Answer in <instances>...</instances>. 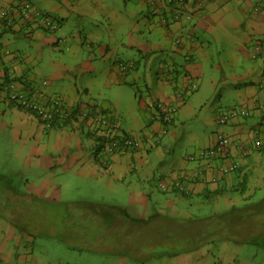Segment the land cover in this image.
Listing matches in <instances>:
<instances>
[{"label": "crops", "instance_id": "0c3cea01", "mask_svg": "<svg viewBox=\"0 0 264 264\" xmlns=\"http://www.w3.org/2000/svg\"><path fill=\"white\" fill-rule=\"evenodd\" d=\"M30 2L35 12L48 14L59 20V28L54 33H48L38 29L35 22L24 23L19 21L16 13H10L18 22L11 29H5V21L0 19V83L5 82L9 76L14 79L12 84L18 90L33 96L39 103L48 105L53 98H59L70 107V113L85 104L96 103L108 118L118 122V138L130 135L139 137L142 141L137 151L116 150L117 152L110 154L106 152L103 142L108 141V146L112 144V140L103 136L94 122L84 121L82 117L77 120L73 114L65 118L64 123L48 129L44 128L32 112L13 103L0 102V143L9 140L8 143L15 149L16 158L25 168L35 169L39 171L38 175H44V182H33L30 185L31 191L42 196L45 193L61 195V186L55 185L59 175L64 178L74 176L107 191L126 188L130 192L128 204L112 202L102 205L95 201L101 210H107L99 217L115 219L114 224L111 222L103 227H95L89 217V221L79 222L78 228H74L85 229V236H93L96 249L100 252L121 248L122 251L117 253L119 264H125L128 254L117 239L122 236L121 233L128 232V229L112 226L119 223L126 226L128 217L136 221L155 218L178 222L198 218L221 219L223 227L217 230L215 240L188 252L191 253V258L194 252L198 253L193 259L207 257L206 264H213L209 259L210 256L214 257L212 244L217 245L214 249L218 264H239V257H230L233 247L239 251L242 247L257 245L259 240L264 244V206L261 205L264 204V150L254 151L247 158H242L235 147L249 144L257 133L264 137V54L258 58L252 55L256 45L262 46L264 50V0H191L185 11L193 18L181 19L165 27L159 17L154 15L150 3L134 0L140 11L136 15L132 14L135 18L130 22L125 20L127 28L124 36L120 32L117 36L113 31L116 23H122V17H118L120 11L112 12V16L116 14L117 17L115 15L113 19H109L110 24L105 23L110 30L111 44L102 38L104 35L100 31L90 36L76 32L69 26L67 34H59L64 25L71 24L69 20L73 14L77 17L88 14L96 17L101 13L97 8L103 7L102 0ZM16 5L18 0H0V11L14 10ZM14 35L40 46L37 55L28 56L32 66H35L36 73L33 76L22 74L24 69L16 65L24 63L20 59L26 55V48H15L14 45L19 40H13ZM72 39L76 41L73 40L69 50L74 59L79 57L81 60L76 64H69L66 57L59 56L52 60V73L49 76V70L41 65L42 53L47 48L58 50L60 44ZM16 51L21 52L22 57L9 59L8 56ZM123 51L125 55H129L128 58L120 55ZM156 59H160L159 69L155 67ZM130 65L132 68L124 69V66ZM38 74L41 75L40 83L37 82ZM83 74L100 76L101 80H105L106 90L136 86L137 80H144L147 95L138 89L135 98L127 106V122L124 124L116 116L122 113L119 110V99L115 104L116 109L110 103H105L106 100L102 97L105 94L96 90L98 86L94 78L88 77L87 81L84 75L86 82L81 84L79 77ZM66 77H75L79 84L68 87L67 83L59 80ZM55 79L59 81L54 83ZM14 81L19 84H14ZM44 82L48 85H43ZM203 84L212 92L223 86L229 94L230 103L224 111L219 112L218 117L231 110L237 111L238 117L220 125L223 127L212 134L205 135V145L192 148L183 156L169 146L177 139L176 133L171 129L176 127L178 114H196L197 109L201 110L204 101L199 88ZM96 94L99 97H94ZM155 101L174 110L173 120L166 127L167 134L162 133L163 124L151 107ZM247 111L251 113L250 117L243 115ZM218 117L215 124L219 126ZM203 120H207L206 115ZM168 133L170 138L165 140ZM220 134L228 140L227 154L207 160L188 161L190 154L215 149ZM237 160L240 161L238 171L222 175L219 165ZM156 176L160 177V196L152 198V192H146V189L151 190L150 183L157 181ZM176 180L187 186L189 197L172 192L164 193L160 189L161 182L169 184ZM6 184L3 196L0 195V209L3 210L0 212V264H33L35 259L32 258V249L27 245L29 240L23 239V233L11 221L18 216L10 211L14 206L16 192L14 187ZM260 192L262 195L257 196ZM194 198H198L200 203L213 204L216 212L201 215L202 217L191 216L188 214L187 204H197L193 202ZM153 204L158 209H153ZM110 210H114L119 216H106ZM92 221L95 222L94 219ZM229 221L230 226H226ZM183 235L186 234L183 232ZM13 241L16 246L12 245ZM15 255L19 260L12 263ZM177 255L173 256L177 258ZM142 263L146 264L144 260Z\"/></svg>", "mask_w": 264, "mask_h": 264}, {"label": "rangeland", "instance_id": "374dc122", "mask_svg": "<svg viewBox=\"0 0 264 264\" xmlns=\"http://www.w3.org/2000/svg\"><path fill=\"white\" fill-rule=\"evenodd\" d=\"M102 1L103 7H100V9L97 8V11L101 13L97 15L95 14L96 17L91 14L83 17H77L73 14L70 16L69 20L71 24L64 25L59 34H67L69 32V26H72L73 30L75 29L76 32L87 33V35L90 36H92L93 33L100 31L104 35L102 38L107 39V41H109L108 43L111 44L110 39H112V37L111 35L109 36L110 30L105 23L110 24L109 19H113L116 15L114 14L112 16V12L120 11L118 12V17H122L120 18L122 23L118 22L116 23V26H112H115L113 30L114 34L116 32L117 36H119V34L123 35L127 28L125 20L130 22L129 20L135 18L134 15L140 11L137 3H135L134 0ZM98 17L99 20H96ZM120 38H122V36ZM15 39L19 40V43L17 42L14 45L15 48L21 49V47L24 46L26 48V55L20 59H23L24 63H18L16 65H19L21 69H24L23 73L21 70L22 74L25 73L27 76H33L36 73L35 66H32L31 60L28 56L30 54L37 55L40 46L35 42L33 43L31 40L20 38V36L14 35L13 40ZM73 40L75 39L70 40L68 43L60 44V47L58 48L59 51L47 48L44 53H42L43 59L41 65L44 69L49 70V76H51L52 73L51 62L53 59H56L59 56L66 57V62H69V64H76L77 61L79 62L81 60L79 57L74 59L71 51L69 50L70 45L73 44ZM127 40L128 38L125 39V41ZM82 52L85 53L84 51ZM120 55L125 59L129 57L128 54L125 55L124 51ZM8 57H10L9 59H14L15 57L20 58L22 57V54L21 52L16 51ZM159 60L160 59H156V69H159ZM17 71H19V68ZM21 73L19 72L18 74ZM84 75L87 81L88 77L91 79L94 78L95 81H97L98 87L96 90L98 92L101 90L102 94H105L102 96L106 100L105 103H110L116 109L117 107L115 104L119 99L118 105L121 106V109L119 110L122 113H118L116 116L120 118V121L124 124L127 122V106L130 104V101H133L135 98V94L138 89H140L143 94L147 95L144 80H137L136 86H122L115 87L112 90H106L105 80H101V77L95 74L80 75L79 80H81V84H85L86 82V80L83 79ZM40 76L41 75H39L37 79V82L39 83L42 82V80H40ZM217 78L219 79L220 76ZM59 80L67 83L68 87L70 85H74L75 83L79 84L75 77L72 79L66 77ZM59 80L55 79L53 81L56 83ZM14 84H19V82L14 81ZM224 88L225 87L221 86L213 92L207 89L205 84L199 88V92L201 93L204 101L202 104L203 109L202 107L200 111L197 109L196 114L190 112L184 116H180L179 114L177 115L175 121L176 127L171 129V131L177 135V139L172 142L173 144H169L172 149H175L178 153L186 156L190 149L205 145V135H209L210 133L212 134V132H215L218 128L220 129V127H223L215 124V119L220 114L219 112L221 110L224 111L230 103L229 94ZM94 97L97 98L99 96L96 94ZM220 97L222 100H220ZM108 112L111 113V111ZM204 115L207 116V120H203ZM136 138L140 139L139 137ZM169 138L170 133H168L165 140ZM8 142L10 141L7 140L5 143L4 141L0 143V175L9 177V182L7 183L14 187L13 190L16 192L14 206L12 210L10 209V211L18 216L11 221L19 230H21L23 233V239L29 240L27 245L29 246V249H32L34 253V257L32 258L35 259L33 264H119L120 259L117 257V253L122 251L121 248H118L116 251H113L116 248H111V251L100 252L96 249L97 245L93 242V236H85L87 234L85 233V229L77 230L74 228H78L79 222L84 223L89 221V217L91 218V222L95 223V227H103L111 222L114 224L115 219L109 220L108 218L99 217L102 212L104 213L107 210H101V208L96 205L98 203L95 201H98L102 205L103 203L106 204L112 202V204L117 202L120 203V205H125V203H129L130 192H128L126 188H123L122 190L115 188L107 191L99 185L92 186L89 182L81 179L79 180L74 176L64 178L62 175H59L55 181V185L61 186V195L58 194L54 196L50 193H45V195L42 196L35 194L31 191L30 185L33 184V182L35 184L44 182V175H38L39 171L35 169H26L24 164L16 158L13 145ZM194 163L190 162V164ZM26 179H29V181ZM156 180L157 181H151V190L146 189V192H152V198L160 196V192L158 190L160 177L158 178V176H156ZM260 194L262 195V192L258 193L257 196ZM193 202H197V204L195 203V205L193 203L192 206H189L192 202L187 204L188 214L193 217L216 212V208L213 207V204L200 203L198 198H194ZM261 205L264 206L263 203ZM90 207L93 209H89ZM152 208L158 209V206L153 204ZM1 211L3 210L0 209V212ZM81 215L83 218H81ZM107 215L113 217L119 216V214L114 210L108 211L106 216ZM92 219H94L95 222H93ZM112 227L124 228V225L119 223ZM166 232L169 233V231H165V233ZM121 235L122 236L117 240L124 245L125 243L122 242V240L125 241L128 236L126 238L124 233H121ZM26 237H30V239ZM133 237L134 236H132V238ZM257 239L259 240L260 238ZM13 242L14 244L12 245L16 246V242ZM122 244L121 246H123ZM176 246L182 247L184 246V243H178ZM212 247L213 251H211L214 253V257L210 256L209 259L213 261V264H218L214 249V247H217L216 243L212 244ZM103 250L106 249L103 248ZM188 252L190 251L178 253L177 258L168 253L142 254L140 256H136V260H131L129 258L125 264H143L142 260H144V263L146 264H176L177 262L178 264H206V261L208 260L207 257L201 256L198 259H193L197 257L198 253L194 252V256L191 258V253ZM233 256L239 257V264H264V244H261V240H259L257 245L245 246L244 248L242 247V250L239 249V251H236L233 247L230 257L232 258Z\"/></svg>", "mask_w": 264, "mask_h": 264}, {"label": "built area", "instance_id": "2783aa9c", "mask_svg": "<svg viewBox=\"0 0 264 264\" xmlns=\"http://www.w3.org/2000/svg\"><path fill=\"white\" fill-rule=\"evenodd\" d=\"M140 1V0H135ZM151 4L153 12L159 17L161 24L165 27L173 22H178L181 19L191 20L193 16L186 12L185 9L191 0H145ZM17 14L19 16V21L24 23L35 22L38 26H42L51 30H56L58 28V23L48 14L38 13L33 10V6L30 0H18V5L14 6V10L11 11H0V19L5 21V25L14 26L18 21L15 20L12 14ZM264 50L260 45H256L253 49L252 55L254 58L263 55ZM43 85H48L44 82ZM1 87V86H0ZM4 101L6 103H13L20 106V108L32 112L38 119H40L45 128H51L55 120L65 119L71 116L72 113H67L61 105V99L53 98L51 103L45 105L39 103L33 96H29L28 93L18 90L15 85H10L7 88L6 93L0 92V102ZM159 112L163 116L162 123H171L173 119L174 110L170 109L163 104H159ZM154 110V108H153ZM88 111H85L84 116L87 115ZM157 112V110L155 111ZM245 117H250L251 113L249 111L244 112ZM238 117L237 111H229L227 113L221 114L217 118V123L219 125H225L230 119ZM99 125L98 131H102L103 136L106 138H111L112 144L106 145L107 153H115L119 150L122 151H137L142 144L141 139L136 137L125 135L122 138H118L117 133L119 130L118 122H109L106 117L96 116L94 119ZM100 131V132H101ZM168 129L163 128L162 133L166 134ZM228 140L227 138L220 134L217 137V146L215 149H206L198 151L195 154H190L188 156V161H200L221 156L228 153ZM236 150L239 156L242 158H247L254 151H259L264 148V137H260L258 133L252 138L249 144H239L236 145ZM117 150V151H116ZM240 166V161H231L227 164L219 165L218 169L222 175H230L236 172ZM160 188L163 191L167 189H174L182 193H187L189 189L181 181H172L169 184L166 182L160 183Z\"/></svg>", "mask_w": 264, "mask_h": 264}, {"label": "trees", "instance_id": "16d2710c", "mask_svg": "<svg viewBox=\"0 0 264 264\" xmlns=\"http://www.w3.org/2000/svg\"><path fill=\"white\" fill-rule=\"evenodd\" d=\"M154 15L156 14L154 13ZM54 20L60 24L59 20L55 18ZM3 26L5 29H11L13 27V26L5 25V24ZM36 26L38 29L47 31L48 33H54L59 28V25L56 30H51V29H48L42 26H38L37 24ZM124 67H125L124 69L132 68L131 65L129 67L127 66H124ZM6 79L7 80L5 82L0 83V86H1L0 92L2 93H6L7 88L10 85H13L12 81L14 79H11L9 76ZM2 102L4 103V101H1V103ZM61 102H62L61 107L65 111H67V113H69L70 107L66 106L67 104L63 103L62 100ZM160 103L161 102L159 101H155L153 102L151 107L152 109L154 108L155 111L157 110V113H156L157 117L162 123L163 116L159 112ZM99 108L100 107H98L96 103L92 105L85 104L83 105L82 108H79V109H82L81 111H79V109L76 110L75 112L73 111L71 116L74 114V117L77 118V120L80 117H82L84 118V121H91V122L96 123V121H94L93 119L96 116L100 115L103 118L106 117L109 122H114L112 121V119L107 117V115L104 113V111L101 110V108L100 109ZM85 111H88L86 116H84ZM37 120L41 122V124L43 125L40 119L37 118ZM64 121H66V119L55 120L52 127L49 129H52L54 126L62 124L61 122L64 123ZM162 124H163V127H167L168 125H170V123L169 124L162 123ZM96 125L98 124L96 123ZM107 143L108 141L103 142V144L105 145H107ZM261 150H264V148ZM3 180H6V181H3ZM8 180H9V177L5 175H0V195L1 196H3L2 193L4 192V190H6V187H7L6 183L9 182ZM165 192L166 193L172 192L176 195H180L184 197L190 196L189 191L187 193H182L180 191L169 188L166 191H164V193ZM230 224H231V221L227 222L226 226H230ZM221 227H223L222 220L217 219V218H213V219L212 218H208V219L198 218V219H193L189 221L178 222V221L162 220V219H155V218H150L148 221H145V220L136 221L128 217L126 218V226H124V228L128 229V232L125 233L126 238L127 236L128 238L125 241L122 240V242L125 243L124 245L122 243L121 244L123 245L122 247L125 248V252L128 254L127 258L128 259L130 258L131 260L136 259V256H140L142 254L168 253L173 256L183 251L195 250L202 245L209 244L210 242L214 241L215 238L217 237L216 232ZM165 231H169V233L168 232L165 233ZM183 232L186 235H183ZM132 236L134 237L132 238ZM178 243H184V246L177 247L176 245ZM18 260H19L18 256L15 255L13 256L12 263H17Z\"/></svg>", "mask_w": 264, "mask_h": 264}]
</instances>
